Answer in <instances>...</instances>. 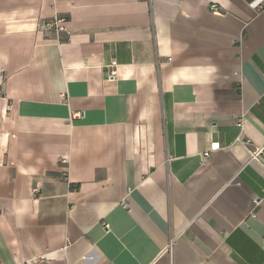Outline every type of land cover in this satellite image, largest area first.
Wrapping results in <instances>:
<instances>
[{"label": "crops", "instance_id": "crops-1", "mask_svg": "<svg viewBox=\"0 0 264 264\" xmlns=\"http://www.w3.org/2000/svg\"><path fill=\"white\" fill-rule=\"evenodd\" d=\"M31 260L264 264V0H0V264Z\"/></svg>", "mask_w": 264, "mask_h": 264}, {"label": "built area", "instance_id": "built-area-1", "mask_svg": "<svg viewBox=\"0 0 264 264\" xmlns=\"http://www.w3.org/2000/svg\"><path fill=\"white\" fill-rule=\"evenodd\" d=\"M41 27L48 29V30H52L54 31V33L56 35L59 34H66L69 36V30L67 28V20L65 18H59V17H53L50 21L44 23ZM116 77V62L115 61H111L109 64V73H108V79L110 81H113ZM237 126L238 127H242V123L241 121H237ZM238 142L247 147L249 145V143L247 141H242L241 139H238ZM263 152V148H257L255 150H252L249 152V160L250 161H259V157ZM205 157H208V154L205 153L204 154ZM37 190L34 189L33 192H36ZM24 264H42L40 261L38 260H31L28 261Z\"/></svg>", "mask_w": 264, "mask_h": 264}]
</instances>
